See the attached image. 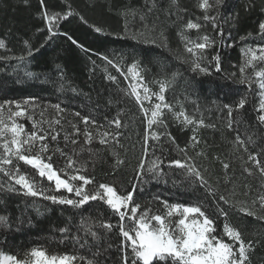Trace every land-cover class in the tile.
<instances>
[{
	"label": "trees",
	"instance_id": "16d2710c",
	"mask_svg": "<svg viewBox=\"0 0 264 264\" xmlns=\"http://www.w3.org/2000/svg\"><path fill=\"white\" fill-rule=\"evenodd\" d=\"M200 2L44 0L42 6L40 0H0V39L6 43V48L0 49V57H7L0 59V102L35 98L41 105L31 113L37 121L42 119L41 111H44L43 119L48 120L57 115L52 106H61L63 128L57 129L60 132L58 140L54 142L49 138L48 143L52 148L59 146L68 154L75 150L79 153L75 158L87 162L82 174L94 181L85 186L87 191H93L100 183H110L123 194L135 188L133 198L141 205L140 211L151 208L154 214L164 211L161 203L164 200L201 205L213 220L218 234L228 223L241 231L245 241H258L249 252L250 264H264V221L248 216L238 205L233 206L236 201L250 204L258 193H264V178L251 161L247 166L253 169V174L244 171L247 154L242 149L234 150L231 143L238 128L246 142L248 136L256 141L255 145H248L250 152L255 154L264 149V124L258 122L260 89L253 69L249 67L243 74L253 81L251 85L238 82L242 75L239 68L244 63L242 49L264 46V37L258 29L259 22L264 21V0H222V6L207 12L198 7ZM209 3L215 4V0H209ZM68 5L74 14L61 19L54 28L55 34L50 36L40 13L43 9L64 13L68 11ZM126 10L127 15H124ZM205 15L216 17L215 23L204 20ZM189 20L199 23L201 28L187 29ZM96 27L102 31H95ZM205 35L214 41L203 50L201 67L207 68V72L194 71L190 63L185 62L192 57L185 50L186 41L182 36L203 42ZM152 39L155 43L146 42ZM25 40L28 45L24 44ZM29 50L31 55H28ZM20 56L24 59H17ZM216 56L219 61L214 59ZM134 62L138 63L143 80L151 89L159 90L160 82L166 81L165 102L171 105V111L164 110L166 127L155 128L162 133L159 141L149 140L148 158L160 157L165 173L155 179L151 175L137 178L134 171L145 132L144 116L135 97L129 95L131 89L125 76L126 68ZM260 68H264V63H257L256 70ZM109 76L116 79L110 80ZM240 98H246L243 109L236 108ZM225 104L233 109L231 117ZM181 109L204 121V125L195 128L199 143L194 147L191 141L194 126L185 127L183 117L177 119L173 115ZM77 112L80 117L74 115ZM84 116L95 119L110 131L117 130L114 124L109 126V122L119 116L124 125L118 129L122 134L120 143L128 149L127 152L119 150L120 158L126 161L123 165L116 166V157L99 143L98 137L91 144H85L81 133L75 136V145H66L65 130L72 132L69 122L83 129ZM236 120L240 123H233L229 128V121ZM18 122L24 124L27 131L32 130V121L26 117L19 118ZM43 126L46 128L47 124ZM176 145L187 146L188 155L199 167L207 169L206 176L214 192L218 190L227 195L235 188V198L230 197L232 203L220 201L218 194H209L199 184L189 185L181 169L168 167L169 160L183 158ZM89 148L91 152L87 151ZM201 151L204 155L197 156ZM258 158L264 160V156ZM222 162L229 163L230 168L223 169ZM53 163L54 167H62L65 157L55 153ZM20 168L35 179L45 194L78 199L74 192L63 189L56 192L54 182L40 178L35 169L23 162H20ZM9 184L14 181L0 172V185H4L0 188V215L8 217L7 225L0 224V252L21 257L25 251L39 246L49 253L67 252L95 259L97 264H124L127 254V264H132L133 254L130 247L125 248L126 242L118 228L108 232L99 227L102 219L113 225L119 223L118 215L102 201L73 207L53 203L42 196L27 195L23 190L8 191ZM16 187L19 189L18 185ZM245 192L248 195H244ZM219 209L227 213V219ZM124 223L128 225L129 221ZM85 225H91L100 239L93 240L86 235ZM60 228H68L69 232L61 233ZM77 235L87 240L85 247L72 241L71 238ZM224 239L231 242L226 236ZM97 251L100 254L93 257Z\"/></svg>",
	"mask_w": 264,
	"mask_h": 264
},
{
	"label": "snow or ice",
	"instance_id": "6c2138e0",
	"mask_svg": "<svg viewBox=\"0 0 264 264\" xmlns=\"http://www.w3.org/2000/svg\"><path fill=\"white\" fill-rule=\"evenodd\" d=\"M175 2L176 0H173V3ZM40 3L43 6L44 0H40ZM220 6H222V0H215V4H210L209 0H201L198 4V7L204 9L205 12L211 8H218ZM73 14L71 5H68V11L64 13L49 12L47 9H43L40 16L44 20L45 27L51 36L55 34L54 28L58 26V22ZM123 14L127 15V10ZM133 15H135L134 10ZM80 19L84 20V17L80 16ZM141 19L143 20L144 17L141 16ZM203 19L215 23L216 17L205 15ZM186 28L200 29L201 25L189 20ZM258 29L259 33L264 37V21L259 22ZM125 30H127V24L125 25ZM95 31L100 32L102 29L96 27ZM138 35L143 36L144 33H139ZM160 35L162 36L163 34L160 33ZM248 35L251 36L252 34L248 33ZM133 38L135 39L136 35ZM182 39L186 41L184 45L186 52L192 57L190 60L186 59L185 62L190 63L194 71L207 72V68L201 67V62L204 59L203 50L210 47L214 41L207 35L203 37V42H195L187 36H182ZM241 39L244 38L242 37ZM146 42L155 43V39ZM24 44L28 45V41L25 40ZM5 48V40L0 39V49ZM242 52L244 53V63L239 68L242 75L238 82L249 85L253 83L251 79L243 75L246 69L251 67L254 76L258 78L256 83H258L261 90L259 93L258 122L264 124V68L256 70L257 63H264V46H259L258 48L248 47L242 49ZM28 55H31L30 50ZM6 58L0 57V59ZM17 59L23 60L24 56H20ZM214 59L219 61V56L214 57ZM216 66L219 68L218 63ZM138 68V63L134 62L127 69L128 73L132 75L133 80L139 78L136 83L130 86L131 91L129 95L135 97L144 116L143 123H145V132L141 141V153L134 171L138 174L137 178L151 175L155 179L165 175V173L161 167L163 161L160 157H156L155 159L148 158L149 140L159 141L162 133L157 132L155 128L166 127L163 120L164 109L171 111V105L165 102L166 81L160 82L159 93H153L146 85L140 83V81H143V76L137 70ZM108 78L113 81L116 79L113 76H109ZM141 87L143 88V95L138 90ZM153 95L157 97L159 102L150 107H145L144 102L151 101ZM245 104L246 98H240L236 108L243 109ZM39 107L41 105L32 97L22 101L4 100L0 102V172L9 177L10 181H14V184L7 186L8 191L23 190L27 195L33 197L42 196L53 203L71 205L73 207L83 206L89 201H102L110 210L118 215L119 223L113 225L102 219L99 222V227L108 232L114 227L118 228L119 235L126 242L125 248L130 247L133 254L132 264H154V261L156 264H159L161 261L165 262V264H169V262L170 264H250L249 252L258 241H245L241 231L234 226H230L228 223L223 225V232L218 234L213 220L205 214L201 205L169 203L167 200H164L161 202L164 211L160 214H154L151 208L140 211L141 205L136 203L133 198L135 188L133 191L123 194L110 183H100L93 191H87L85 186L91 185L94 182L93 178L82 174L87 166V162L77 160L75 157L79 153L75 150L72 154H68L59 146L52 148L48 143L49 138L54 142L58 140L60 132L57 129L63 128L61 123L62 116L60 115L63 109H61L59 104L53 105L52 107L56 110L57 115L51 119L44 120V111H41L40 116L42 119L37 121L31 113H34ZM224 108L228 109V114L231 117L233 112L232 107L225 104ZM74 115L80 117L79 112ZM173 115L177 119L183 117L182 123L185 127L189 125L194 126V135L191 137V141L192 146H196L199 141L195 135V128L204 125L203 119L197 120L193 116L185 114L183 109L178 113H173ZM22 117H26L32 121L31 131H27L24 124L18 122V119ZM82 123L83 129L69 122L72 132L65 130L63 138L66 145L67 143L75 145L77 143L75 136H79L81 133L83 134L85 144H91L93 139L98 137L99 143L106 146L112 151V155L116 157V166L123 165L126 162L125 159H121L119 156V150L128 151L120 143L122 134L118 129L124 125H122L119 116L109 122V126L114 124L117 130L110 131L103 125H99L95 119L89 116L82 117ZM233 123L238 125L240 121H229L228 127L232 128ZM45 124H47L46 128L43 126ZM236 131L237 135L231 143L234 150L242 149L247 154L244 171L249 175L253 174V169L247 166V162L251 161L255 170L264 178V160L258 158L264 156V149L253 154L249 151L248 145H255L256 141L252 136H248L246 142L239 135L238 128ZM176 149L183 153V158L169 160V168L176 167L181 169L184 172V180L189 185L199 184L209 194H218L220 201L226 204L232 203L230 197L235 198L236 196L234 187L227 195L219 193L218 190L214 192L209 184V177L206 176L207 169L199 167L195 163L194 158L188 155L187 146L180 148L176 145ZM83 150L82 148L81 151ZM87 151L91 152L92 149L89 148ZM50 152L53 155L59 153L65 157V163L62 167H54L53 155H50ZM196 155L203 156L204 153L201 151ZM240 159L243 160L244 157L241 156ZM20 162L35 169L40 178H46L47 181L54 182V190L56 192H59L61 189L69 193L74 192L78 199H69L63 195L45 194V190L37 185L32 176L21 171ZM222 167L228 170L230 164L222 162ZM225 176L227 178V172H225ZM17 185L19 189H17ZM3 187L4 185H0V188ZM244 195H248V193L245 192ZM156 198L158 199V197ZM257 204H259V209H256ZM237 205L240 211L245 212L248 216H254L258 220L264 221V193H258L257 198L250 204L245 201H236L233 206ZM219 211L227 219V213L223 209H219ZM126 220L129 221L128 225L124 223ZM0 224L7 225L8 217L0 215ZM59 231L67 233L69 229L60 228ZM84 231L93 240L100 239L99 235L92 231L91 225H85ZM225 236L231 242H225ZM71 239L74 243L80 244L81 248L87 245V240L79 235L73 236ZM82 240L84 241L83 243H81ZM99 254V251H97L93 253V257ZM81 262L97 264L95 259H88L67 252L62 254L49 253L46 249L39 246H34L30 250L25 251L21 257L0 252V264H81ZM127 262L128 257L125 254L124 264H127Z\"/></svg>",
	"mask_w": 264,
	"mask_h": 264
},
{
	"label": "rangeland",
	"instance_id": "374dc122",
	"mask_svg": "<svg viewBox=\"0 0 264 264\" xmlns=\"http://www.w3.org/2000/svg\"><path fill=\"white\" fill-rule=\"evenodd\" d=\"M132 64H133V63H132ZM132 64H131V65H132ZM131 65H129L128 67H130ZM128 67L126 68L125 76H126V78H127V81H128L129 86H131L132 84L136 83V82L139 80V78H137L136 80H133L132 75H131L130 73H128V71H127ZM137 70H138V71L140 72V74H141L140 69L138 68ZM257 79H258V78H257ZM140 83H142L143 85H146L145 82H144V80H143V81H140ZM146 86H147V85H146ZM147 87L151 90V92H153V93H159V90L155 91V90L151 89L149 86H147ZM130 89H131V88H130ZM138 90L140 91L141 95H143V88L141 87V88L138 89ZM260 91H261V90H260ZM158 102H159V101H158L157 97H156L155 95H153V96L151 97V101H145V102H144V106H145V107H150L151 105H154L155 103H158ZM164 110H165V109H164Z\"/></svg>",
	"mask_w": 264,
	"mask_h": 264
}]
</instances>
